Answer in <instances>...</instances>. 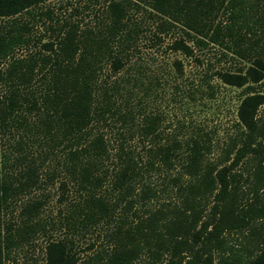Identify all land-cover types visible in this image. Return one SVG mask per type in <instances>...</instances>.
Wrapping results in <instances>:
<instances>
[{
    "label": "trees",
    "instance_id": "trees-1",
    "mask_svg": "<svg viewBox=\"0 0 264 264\" xmlns=\"http://www.w3.org/2000/svg\"><path fill=\"white\" fill-rule=\"evenodd\" d=\"M48 1L0 0V20L10 23L0 24V63L6 62L0 70V147L5 133L23 126L63 144V166L79 194L65 227L109 225L119 203L130 209L135 195L141 204L156 197L150 182L156 172L162 188H175L178 202L132 226L114 223L109 251L96 255L98 264H264V118L258 115L264 107V0H110L104 34L64 25L43 44L49 54L14 58L31 41L25 36L28 24L17 23L18 17L32 16ZM139 4L161 20L162 31L171 26L184 31L187 39L175 40L173 51L191 57L193 47H219L247 64L218 73L224 84L245 92L235 133L216 162L207 159L211 144L204 136L165 141L159 116L143 111L151 82L144 83L141 69L130 66L139 28L128 25L131 6ZM104 66L109 74H103ZM26 112L37 123L29 125ZM134 137L140 150L131 146ZM6 162L0 148V230L4 210L38 182L31 162L17 174L8 172ZM176 167L177 174L170 175ZM240 167L244 178L235 172ZM37 225L0 234V264ZM238 237L243 242L236 244ZM68 243L48 241L46 264H75Z\"/></svg>",
    "mask_w": 264,
    "mask_h": 264
},
{
    "label": "rangeland",
    "instance_id": "rangeland-1",
    "mask_svg": "<svg viewBox=\"0 0 264 264\" xmlns=\"http://www.w3.org/2000/svg\"><path fill=\"white\" fill-rule=\"evenodd\" d=\"M109 2L110 0H50L33 9L32 16L22 14L17 23L28 24L29 33L25 36L31 41L29 46L17 48L12 56L27 58L30 53L36 56L49 54L43 44L53 40L57 30L64 25L78 26L80 31L90 30L94 35L104 34L107 24L104 9ZM160 21L142 4L131 6L128 25L136 24L139 32L134 42L135 48L131 51L130 66L133 71L141 69V80L144 83L151 82L150 95L142 101L143 111L159 116L161 136L165 141L172 137L184 140L196 134L204 136L211 144L207 159L216 162L228 139L235 133L236 108L245 92V89L224 84L219 80L218 73L236 72L247 64L219 47H193L191 57L184 56L180 51L175 52L171 49L173 42L178 39L186 40V35L177 26L162 31ZM4 23L6 27L10 24L0 20L1 25ZM175 61L180 63L179 68L174 65ZM5 68L6 62L0 63V70ZM108 69V66H104L103 74H109ZM133 71L130 73H134ZM38 88L35 85V90ZM137 94L139 95L138 92ZM258 115L264 118V107L259 110ZM26 118L29 125L37 123L36 117L27 112ZM140 142L134 137L131 146L140 150ZM0 148L8 157L6 164L9 166V173L17 174L31 162L37 168L38 175L36 187L20 194L3 212L1 236L7 231L12 233L15 229L38 224L35 227L37 231L23 234L18 245L6 252L4 264H46L45 246L48 241L58 239L69 242L68 247L75 264H98L96 255H102L103 250L109 251L107 240L114 223L119 222L123 225L122 228L132 226L138 218L178 202L175 188L168 185H163L162 188L161 179L156 172H152L154 176L150 182L152 188L157 190L156 197L141 204L135 195L130 209H124L126 205L119 203L114 220L109 225L68 230L65 219L71 205L79 201V194L77 186L63 166L66 157L63 144H58L56 140H45L42 134L23 126L5 133ZM21 157L26 160H22V164L18 166L14 162ZM177 170L178 167L170 175L177 174ZM243 170L240 167L235 172L242 174L244 178ZM242 185L244 183L241 182ZM101 189L105 190L103 187ZM108 195L112 200L116 199L115 193ZM34 204L37 205L33 207ZM123 222L125 223L122 224ZM253 227L259 228L260 225L255 224ZM233 240L236 244L243 242L240 237Z\"/></svg>",
    "mask_w": 264,
    "mask_h": 264
}]
</instances>
